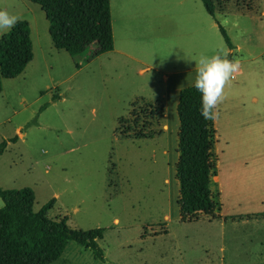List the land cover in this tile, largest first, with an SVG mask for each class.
I'll use <instances>...</instances> for the list:
<instances>
[{"label": "rangeland", "instance_id": "obj_1", "mask_svg": "<svg viewBox=\"0 0 264 264\" xmlns=\"http://www.w3.org/2000/svg\"><path fill=\"white\" fill-rule=\"evenodd\" d=\"M260 2L213 0V17L199 0H159L139 17L129 4L113 5L112 49H86L74 62L52 46L37 4L0 0V10L28 23L32 49L21 73L1 79L0 141L17 139L0 154V187L31 188L34 211L54 198L47 216H65L72 231L104 228L100 257L69 241L50 264H264ZM215 21L239 46L231 57L241 67L213 121L219 211L182 222L173 177L177 93L193 84L201 55L229 51ZM148 105L162 112L142 127ZM2 204L0 241L57 233L19 222Z\"/></svg>", "mask_w": 264, "mask_h": 264}, {"label": "trees", "instance_id": "obj_2", "mask_svg": "<svg viewBox=\"0 0 264 264\" xmlns=\"http://www.w3.org/2000/svg\"><path fill=\"white\" fill-rule=\"evenodd\" d=\"M37 4L47 21V32L55 49L66 51L74 62L86 50L90 56H96L112 49V33L108 0H29ZM205 12L213 17V0H199ZM218 32L229 49L228 59L232 60L231 44L224 28L215 21ZM32 58L29 26L25 20L4 35H0V90L1 79L12 78L22 72ZM191 85L178 90L176 115L178 129L176 133V160L173 165V177L177 182L176 206L182 222L195 221L200 215L217 217L219 211L217 191L212 188L216 175V154L213 121L205 120L200 114V93ZM59 98L51 96V101ZM46 104H42L39 110ZM151 118L155 113L161 115L162 107L147 106ZM132 114V112H131ZM134 115V114H133ZM138 119L134 117L133 123ZM145 123L142 124V127ZM136 135V134H135ZM139 136H143L139 134ZM17 136L0 141V154L7 141L15 142ZM3 203L13 208L19 222L33 220L40 223L47 232L55 234L40 237L18 238L14 241H0V264H50L62 254L67 243L74 241L88 247L97 257L101 251L96 240L102 237L104 228L70 230L66 217L49 218L47 212L54 204L50 198L32 209L34 194L29 187H0Z\"/></svg>", "mask_w": 264, "mask_h": 264}, {"label": "clouds", "instance_id": "obj_3", "mask_svg": "<svg viewBox=\"0 0 264 264\" xmlns=\"http://www.w3.org/2000/svg\"><path fill=\"white\" fill-rule=\"evenodd\" d=\"M18 15H12L6 10H0V35L10 32L18 22ZM196 77L193 87L200 93V114L208 121H215L219 115V106L226 99V88L240 73L239 60L228 59V53H217L211 57L201 55L195 61ZM182 91V89H179Z\"/></svg>", "mask_w": 264, "mask_h": 264}, {"label": "crops", "instance_id": "obj_4", "mask_svg": "<svg viewBox=\"0 0 264 264\" xmlns=\"http://www.w3.org/2000/svg\"><path fill=\"white\" fill-rule=\"evenodd\" d=\"M108 1H109V11H110V22H111L113 5L119 6V8H121L123 6V4H129L131 12L139 17L140 10H141V8H143V6L148 5L151 8L155 9V8H157L156 5H157L159 0H108ZM256 8L259 9V14L261 16H264V4H263V2H260V4L257 5ZM111 33H112V30H111ZM231 44L233 45V48L230 50L231 54H232L234 50L239 49V46L235 43H231ZM232 59H233V57H232ZM145 69L146 68H140L139 72H142ZM2 206L7 207L5 204H2ZM113 221H116V219L114 218ZM39 225H41V224L39 223Z\"/></svg>", "mask_w": 264, "mask_h": 264}]
</instances>
